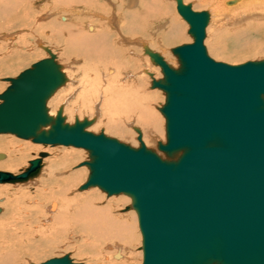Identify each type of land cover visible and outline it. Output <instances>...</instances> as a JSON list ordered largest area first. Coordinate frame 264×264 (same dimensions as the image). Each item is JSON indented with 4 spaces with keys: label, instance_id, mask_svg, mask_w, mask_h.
I'll return each instance as SVG.
<instances>
[{
    "label": "water",
    "instance_id": "water-1",
    "mask_svg": "<svg viewBox=\"0 0 264 264\" xmlns=\"http://www.w3.org/2000/svg\"><path fill=\"white\" fill-rule=\"evenodd\" d=\"M177 3L179 13L190 26L188 33L193 43L173 49L179 63L177 69L159 54L154 56L163 67L164 77L153 86L166 94L161 109L166 143L159 142L158 151L144 144L136 149L103 132H89L94 121L87 118L69 124L62 107L56 116H51L47 103L67 82L51 53L50 59L10 79L11 86L0 95V134H13L37 144L87 150L91 159L84 165L91 174L83 188L97 186L110 195L123 193L132 198L143 235V264H264V59L238 65L212 59L204 45L209 14L193 11L182 0ZM191 61L215 81L212 94L216 100L196 123L202 127L199 134L202 133L203 144L197 143L192 153H196V159L199 156L200 167L195 165L187 147L175 146L171 112L175 97L171 83L175 77H186L177 83L182 102L197 95L190 89L191 80L197 78H191ZM220 131L226 135L225 140ZM209 148H213L212 153ZM47 156L46 152L40 153V157ZM4 158L0 153V160ZM30 165L17 176L0 172V182L36 177L41 159ZM148 168L157 169L150 172ZM188 169L193 172L188 174ZM187 214L193 217L186 218L190 222L205 221L203 234L188 226ZM179 227L190 236L177 239ZM164 233L168 236L155 253L151 234ZM256 234V245L242 244ZM43 264L76 263L65 256Z\"/></svg>",
    "mask_w": 264,
    "mask_h": 264
},
{
    "label": "rangeland",
    "instance_id": "rangeland-1",
    "mask_svg": "<svg viewBox=\"0 0 264 264\" xmlns=\"http://www.w3.org/2000/svg\"><path fill=\"white\" fill-rule=\"evenodd\" d=\"M13 1H11V3H16L21 0ZM56 1L24 0L22 1L23 5L17 4L15 12L7 15L5 19L1 17L0 48H3V51L0 50V58L4 53H11L12 56L7 58L6 62L4 61L0 65V67L4 70V73L0 74V94L4 93L10 86V83L6 82V79L17 78L21 73L30 69L38 61L49 58L50 56L48 52L50 51L57 57L56 61L59 60V65L63 69L67 78L65 85L57 90L48 103V108L50 109L49 113L51 116H56L57 112L62 107L63 115L66 117V122L69 124H73L76 119L82 121L87 118L89 120H94V124L88 129L89 132L94 134H100L103 132L107 137L117 139L121 143L130 145L133 148L140 147L138 139L141 135L143 142L147 146V141L144 138L142 128L137 126L136 122H134V124H132V121L128 122V124H130L127 127L132 131H135L138 128V131L134 132L136 134V141L134 145V143H128L120 137L107 133L104 126L105 124L103 123L102 125L101 123V120L104 118H101L104 114L102 112V106L100 109H97L98 107L95 105L98 104H95L94 102L91 105L93 113H90V110L81 106L83 102L78 98L81 96L80 94L86 92V90L90 87V91L94 89L92 86L86 88V80L89 79L90 81V78L86 76V72H90L89 68H87L88 66L83 60H81V58L78 59L75 56L63 61V39L62 37H58L59 35L48 27L50 22L59 21L61 15L70 16L71 13H69V11L71 10L75 12L78 8L63 5L62 2H64V0ZM115 1L116 0H95V7L101 8L105 6L104 10L113 11L117 6V2ZM150 2L154 4L157 8L156 10H149L148 5ZM195 2V0H189L188 3L193 7L194 11L208 12L210 14V20L213 22L210 23L211 29H208L209 31L205 39V47L207 48L208 55L212 59L232 65L264 59V37L255 33L256 29L253 28L252 25L248 24L251 21L244 19L245 21L240 22L241 19L232 18L229 15L225 17H216L212 6L198 7ZM137 4L139 7L137 6L136 8H138L139 14L133 21H135L138 28L145 29V35H147L145 37L147 38L144 39L140 35L138 37L131 38L130 36L129 38L126 36V39L120 40V42L122 41L121 43L124 46H130L131 44L133 48L138 49L140 55H143L145 58H149L151 61L150 66L153 70H151L150 73L152 75L149 72L147 75L145 74V77L148 79L146 89L153 96V101L150 106L151 110H154L153 114L161 119L160 126L162 128V132L160 134L161 136L159 135L155 139V142L157 143L153 142L155 143L153 146L152 144H148V148L158 151L159 142L166 143L165 117L160 111V109H162L165 105L166 94L160 89H152L151 87L152 81L155 80L154 78L159 81L163 80L164 76L163 73H159L161 75H159V77L157 76L159 79L156 77L154 69H157V66L159 67V65H156L153 62L152 57L150 58L147 53V50L152 51L150 45L148 46V41L163 47V49L159 50V53H157L162 57L167 58L172 65H176L173 67L177 69L179 67V63L176 56L173 54V49L185 44L193 43V38L188 33L190 29L189 25L177 12L176 0H149L147 4L145 3L142 6L138 1ZM85 8L86 7H83V5H80L79 7V9H81L80 11L83 12L85 11ZM73 12L72 14H74ZM140 12H143V14ZM82 22L83 26L88 24V22ZM169 26L178 27V30L183 31V35H178L179 38L176 39H173L172 37L169 39L170 41L167 40V34L170 31ZM216 27L220 28L218 34H215L216 32L214 28ZM4 35L9 38H3L5 37ZM120 61H122V57L120 58ZM94 68L95 70H98V68ZM144 68L145 67H142L143 71L146 69ZM159 72L162 71L159 70ZM103 73L104 69L98 70L97 73H94L93 75L101 77ZM122 73H124V71ZM140 77L141 73L139 72L135 75V79L129 83L136 82ZM127 79V77L125 78L123 76L121 78V84L127 83ZM155 94H158L159 98ZM155 98L156 100H154ZM101 99L103 98L101 97ZM77 102H80V104ZM81 107L83 108V112L81 111ZM131 125H134V127L137 126V128L134 129ZM8 137L14 138L17 141L15 148L12 149L10 147L0 153L7 155L8 160L9 158L10 160H13L14 156H17V158L19 157V154L17 153L18 147L30 140L26 141L14 135H8ZM124 138H126V136ZM30 143L41 149H30L25 152V155H21L22 158L14 160L13 163H16L14 164L15 168L13 170L0 169V171L19 174L29 166V161L38 157L39 153L47 152L50 155L44 162V176L40 175L39 178L27 184L12 186L9 184H0V190L2 189L0 193V207L3 209V213L0 215V264H43L51 259L62 258L66 255L70 256L75 263L80 264H143V238L136 217L137 211L131 209L133 203L132 198L129 199L130 197L127 196V198L121 197L124 198V200L120 201L119 197L109 196L98 187L80 191L81 187L87 182L90 175V171L86 166L80 167L82 163L90 161L89 152L86 150L65 146L43 147L42 145L38 146L34 144L32 141ZM158 153L161 157L165 158L163 153ZM6 162L8 161L5 159L0 160V164H4ZM81 171H83V175L79 177L80 179L78 181H75L73 174ZM42 178L46 179L45 183L53 178L58 181L48 182V184H45L46 190L42 189L41 191L39 186L43 185L41 184L43 181ZM70 178L73 183L68 187V192L63 194V196H60V200L56 196H59V191H62L59 190L61 179L68 180ZM21 188L25 189L27 193V196L23 200H21L23 198L22 195H19L18 192L17 195L15 194L16 190ZM92 194L97 195L96 200H94L92 196H89ZM17 196L22 197L19 198L22 203L16 201ZM81 197H87V199H89V202L87 203L89 209H92L97 204L102 207H112L114 212L109 211L108 209L103 211V216L105 218L120 217L121 221L129 222L132 225L131 229L134 235L132 243L126 246H124L125 244H122V242L119 244L123 247L124 253H126L122 259L116 260L113 258L112 252L115 248L113 245L109 246L107 249L104 247L105 249L103 248L100 252L97 251L98 254H96L99 256L97 260L93 258V254H78L75 250H67L66 244L70 241H67V238L69 237L68 234L70 225L68 224V227L66 218L64 219V222H66L65 225L62 220L66 215L72 216L75 214L77 204L81 203V201L75 202V200L80 199ZM2 198L5 199L4 202H1ZM36 198H38L41 202L37 204H29V199ZM55 199H59L57 202H59L61 206L58 205L57 210L61 208V215L58 216L57 220L54 222L52 219V215L54 214L50 215L49 207L51 205L50 202ZM19 229L21 231H19ZM132 254L135 255L134 258H131Z\"/></svg>",
    "mask_w": 264,
    "mask_h": 264
},
{
    "label": "bare ground",
    "instance_id": "bare-ground-1",
    "mask_svg": "<svg viewBox=\"0 0 264 264\" xmlns=\"http://www.w3.org/2000/svg\"><path fill=\"white\" fill-rule=\"evenodd\" d=\"M11 1H13V0H0V19H1V17H3V19H5L7 15H9L12 12H15L17 4L23 5L22 1H24V0L18 1L19 3L18 2L15 3L14 2L15 0L13 1L14 3H11ZM59 1H61V0H59ZM136 1L137 2L139 1V3H141V6H142L145 3L147 4L149 0H116L115 2H117V4H116L117 6L116 7L114 6L115 8L113 7L114 8L113 11L104 10L105 6L101 7V8L95 7L96 6L95 0H64V2H62L63 5L74 6L75 8H78V10H76L75 12L70 10L69 11V13H71L70 16L61 15L59 21L57 20L56 22L55 21L50 22L48 24V27L51 28L53 30V32H55L57 35H59L58 37H62V39H63V41H62L63 43L61 42L63 45V48H64L63 49V55H64L63 61L65 59L68 60L72 56H75L78 59L81 58V60H83L84 63L88 66L87 68H89L90 72L87 73L88 72L87 71L86 76H88L90 78V81H89V79L86 80L87 81V83H86L87 87L86 88L92 86L95 90L92 89L90 91V89H91V87H90L87 89L88 91L86 90V92H84L83 94H80L81 96L78 98H79V100L81 99L83 102L81 106L90 110V113H93V109H92L91 105L94 102H95V104H98V105H95L98 107L97 109H100V107L102 106V108H103L102 112L104 114L101 116V118H103V117L104 118L101 120V123H102V125H103V123L105 124L104 126L106 128L107 133L114 135L116 137H120L121 139H123L124 141H127L128 143H134V145H135V141H136L135 135L136 134L134 132L138 131L137 126H140V128H142V131L144 133V138L147 141V146H146V144L143 142L142 137L140 135L139 139H138L140 142V147L142 144H144L148 148V144H152V146H153L155 143H157V142H155V139L162 132V128L160 126V122H161L160 120L161 119H159L155 114H153L154 110H151L150 104L153 101L152 100L153 96L146 89V87L148 85V79L145 76L147 75L148 72L150 73L151 70H153V68H151V66H150L151 61L149 60V58H145V57H143V55H140V52L138 51V49L133 48V46H131V44H130V46H124L121 43L122 41L120 42V40H125L126 36L128 38L130 36V38H131V37H138L140 35L144 39L147 38V37H145V36H147V35H145V29L138 28L137 25L135 24V21H133L138 17V14H139L138 8H136L138 6ZM182 1H183V4L185 6L189 5V3H188L189 0H182ZM195 1H196L195 2L196 6H198V7L212 6L214 8V11H215L214 13L216 14V17H223V16L225 17V16L229 15L232 18H239V20L241 19L240 22L245 21L244 19L251 21L248 24L252 25V27L256 29L255 33H258L259 35L264 37V0H195ZM80 5H83V7L84 6L86 7L84 9L85 10L84 12L80 11L81 10V9H79ZM176 6H177L178 14L187 23V21L183 18V16L178 11L177 0H176ZM148 8H149V10H156L157 9L154 6V4H152L151 2L149 3ZM191 8L194 11L192 6H191ZM72 12L74 14H72ZM195 12H197V11H195ZM204 12H206V11H204ZM140 13L143 14V12H140ZM49 20H51V19H49ZM82 21H84L86 23L88 22V24L87 25L84 24L85 26H83ZM139 21H140V19H139ZM211 22H212V20H210V14H209V23L205 29V35H206L205 39H206L208 31H209L208 29H211L210 28ZM177 28H176V26H174V27L169 26L170 31L167 34V40L171 39L172 37H173V39H176V38H179V36L183 35V31L182 30L180 31ZM214 30L216 32L215 34H218V31L220 30V28L216 27V28H214ZM6 35H4L5 37H3V38L6 39V37H7ZM7 38H9V37H7ZM205 39H204V45H205ZM128 42H130V41H128ZM148 42H149L148 46L150 45V48L153 52L147 50V53L149 54L150 58L152 57L153 62L156 65H159V67L157 66V69L156 68L154 69V71L156 72V77L157 76L159 77V75H160L159 73H163V67L160 65V62L158 61V59L154 56H155V54H158L159 53L158 51L162 50L163 47L156 45V44H153L150 41H148ZM0 50L3 51V48H0ZM50 53L52 54V52H50V51L48 52L49 56H50ZM10 56H12L11 53H8V54L4 53L3 56L0 58V65L4 61L6 62V59L10 58ZM53 56L55 57V60H57L56 59L57 57L55 55H53ZM50 57L45 58L43 60L50 59ZM121 57H122V61H120ZM58 58H60V57H58ZM162 58L171 67L174 66L169 62V60L167 58H165V57H162ZM41 61L42 60L38 61L37 63H39ZM56 62L59 64V60ZM191 62H192V65L189 68V70H190L189 72H192V74H193V76H191V78H193L194 75L197 78H196V80L195 79L191 80L190 89H191V91L197 93V95L196 96L192 95L193 97L190 96L188 98V101L182 102V100L180 99V96L178 95L179 90L177 87V83L180 81H183V80L185 81L186 77L180 76V75L175 77L171 83V86L172 85L174 86V88L173 87L172 88H173V92L175 95L171 112L173 115V121L175 123V128H174L175 135H176V138L174 141L175 146L180 145V146L187 147V149L191 153L190 157L192 156V160L195 161V165L200 167V166H202V163L200 161L199 156L196 159V157L194 156V155H196V153H192L193 148L196 146L197 143H198V145L203 144L202 133H201V135L199 134V131L202 129V127L201 126L199 127V125L197 126L196 123H197L198 119L202 120V114L208 110L207 106H211V103H214V100H216V99H214L215 96L212 94V92H214L213 86L215 87V85H214L215 81H213V79L208 74L203 73V72H205L204 70H203V72L201 71V69L198 70V64H196L195 61H191ZM37 63H35L30 69H33V67ZM94 67L98 68V70L104 69V73L102 74L101 77L97 76V75H93L94 73H97V71H98L97 69L95 70ZM142 67H145L146 69L144 68L145 70L143 71ZM30 69H27L25 71H28ZM61 70L63 72L62 68H61ZM159 70H161L162 72H159ZM123 71H124V73H122ZM139 72L141 73V77L136 82L129 83L130 81H133L135 79V75ZM2 73H4V70L0 67V74H2ZM206 73H208V72L206 71ZM150 74H148V75H150ZM123 76L125 78L126 77L128 78L127 83H125V84H121V78ZM10 79H16V78L6 79V82L10 83V86H11ZM154 79L155 80L152 81V83H151L152 89H160L158 87H154L153 84L155 82H159L161 80L158 81L156 78H154ZM160 90H162V89H160ZM98 92H100V93H98ZM223 93L225 94V93H227V91H225ZM2 94H0V95H2ZM155 95L159 98L158 94H155ZM101 97L103 99H101ZM218 97H216V98H218ZM223 98H225V97L223 96ZM99 99H101V100H99ZM154 100H156V98ZM227 100H228V98H227ZM49 101H48V103H49ZM224 101H225V99H224ZM80 102L79 103L77 102V103L80 104ZM99 102H101V103H99ZM0 103H1V101H0ZM48 103H47V107H48ZM221 106L223 108L225 105H221ZM81 111L83 112V108L81 109ZM160 111H161V109H160ZM49 112H50V109H49ZM81 115H82V113H81ZM130 121L133 122L132 124H134V122H136V125H137L136 127H134V125H131L134 129L137 128L135 131H132L131 129L127 128L128 125L130 124V123L128 124V122H130ZM203 122H204V119H203ZM222 132L223 131H220L219 134L223 138L222 140H225L226 135L223 134ZM143 133H142V136H143ZM8 135H13V134H0V152L1 151L3 152V150H7L10 147L12 149L15 148V144L17 143V141L14 138L8 137ZM14 136H16V135H14ZM125 136H126V138H124ZM20 139H22V138H20ZM24 140H26V139H24ZM26 141H28V140H26ZM31 141L32 140H30L27 143L23 144L22 146L18 147V150H17V153L19 154L18 158H22L21 155H25L26 154L25 152L29 151L30 149H41V148L36 147L35 145L33 146L30 143ZM153 142H155V143H153ZM34 144H36L38 146L42 145L43 147L44 146L45 147L52 146V145H43V144H37V143H34ZM59 146H62V145H59ZM53 147H56V146H53ZM65 147H72V146H65ZM218 147L220 149H222L219 145H218ZM74 148H76V147H74ZM189 148H191L192 150H190ZM78 149H83V148H78ZM212 152H213V148H209V153H212ZM69 154H70V152H69ZM76 154L79 155L78 153H76ZM49 156L40 157V153H39L38 157L36 159L31 160V161H34L37 159H41L40 173L36 177H33L31 179H28L27 181H22V182L21 181L14 182V183H8V182L7 183H1L0 182V184H7V185L9 184L11 186L12 185H19V184H27V183L32 182L35 179L39 178L40 175L44 176V172H43L44 171V169H43L44 162ZM18 158H17V156H14L13 160H10V158L8 160V156L5 155L4 159L7 160L8 162H6L4 164L1 163L0 169L13 170L15 168L14 164L16 163V162L13 163V161L17 160ZM89 158H90V153H89ZM82 159H84V158H82ZM31 161H29V166L26 169H28L31 166L30 165ZM87 162H89V161H87ZM84 163H82L80 165V167L86 166V165H84ZM86 167L89 169L90 174H91L90 168L88 166H86ZM26 169L21 171L19 174H21L22 172H25ZM148 169L150 172H153V171L156 172L157 168H148ZM0 172H5V171H0ZM192 172H193V169L187 170L188 174H191ZM8 173H11V172H8ZM11 174H13V173H11ZM19 174H13V175L17 176ZM82 175H83V171L77 172V173L73 174V178L75 179V181H78L80 179L79 177ZM89 177H90V175H89ZM89 177H88V180H89ZM42 180L43 181L41 184H43V185L39 186L41 191H42V189L46 190L45 184H48V182L58 181V180H55L53 178V179H51L45 183L46 179L42 178ZM88 180H87V182H88ZM72 183H73V181L71 180V178L68 180L61 179V183L59 184V190H62V191H59V194H58L59 196H56V197H58L61 200L60 196H63V194H66L68 192V190H69L68 187L71 186ZM86 183L84 185H86ZM223 184H225V183H223ZM134 185H136V184L134 183ZM83 186L81 187L80 191H85V190H88L90 188L97 187V186H93V187H88V188L84 189ZM132 187H130V188L135 189ZM1 190H0V193H1ZM101 190L104 191L103 189H101ZM17 192L19 193V195H22L23 198L17 196V198L15 197L16 201L21 202L19 198H22L21 200H23L27 196V193H26L25 189H22V188L16 190V193H15L16 195L18 194ZM104 192L107 193V191H104ZM107 194L109 196L119 197L120 201L124 200V198H121V197H126V196L130 197V196L123 194V193L119 194V195H117V194L116 195H110L109 193H107ZM89 196H92L93 199L96 200L97 195L92 194ZM59 199H55V200L50 202L51 205L49 207V211H50L49 213H50V215L54 214V215H52V217H53L52 219L54 222L57 220V217L61 215L60 214L61 208L58 209L59 211L57 210L58 205H60V203L57 202V201H59ZM129 199H131V197ZM88 200L89 199H87V197H81L80 199L75 200V202L81 201L80 204H77V210H76L75 214L72 216L66 215L62 220L64 225L66 224V222H67V225L68 224L70 225V230H69V234H68L69 237L67 238L68 239L67 241H69V240L70 241H69V243L66 244L67 250H75L78 254H88V253L93 254V258L95 260H97V258H99V256L97 255L98 252L103 250L104 247L107 249L109 246L113 245V246H115V248L112 252L113 258L116 260L122 259L124 257V254H126V253H124L123 247H121L119 244L122 242V244H125L124 246H126V245H130L132 243V240L134 238V235H133V232L131 229L132 225L129 222L121 221L120 217L105 218L103 216V211L108 209L109 211L114 212L113 208L110 206L102 207V206H99L97 204L92 209H89V206L87 205V203L89 202ZM4 201H5V199L2 198L1 202H4ZM14 201H15V199H14ZM28 202H30L29 204H37L41 201L38 198H36V199H29ZM0 208L2 210L0 213V215H1L3 213V209H2V207H0ZM131 209L136 210L133 207V203H132ZM136 217H137L138 223H140L138 212H137ZM149 217H150V213H149ZM188 217L193 218L191 216V214L190 215L187 214L185 216V221L188 222V226H190V228L194 229L196 232H200V234H203L201 232H203L202 226L205 224V221H199V219H191V222H190V220L186 219ZM65 218L67 220L66 222H64ZM69 225H68V227H69ZM148 225L151 226L150 222H148ZM139 226H140V224H139ZM179 229H180L179 230L180 233H179V237L177 239H183V238L185 239V238H188L190 236V234L187 232V230H183L180 227H179ZM19 231H21V230L19 229ZM141 234H142V232H141ZM167 236L168 235H166V233H164L163 235L151 234V237H153L152 238V246H153V250L155 253H157L161 250V247H159V243L163 242L162 239L166 238ZM242 236H244V235H242ZM142 238H143V235H142ZM258 241H259V235L256 234L252 237L251 241L243 240L242 244L244 243V245H251V243H252V244L256 245L258 243ZM142 246H143V242H142ZM142 254H143V262H144L145 256H144L143 247H142ZM66 256H68V255H66ZM125 256H127V255H125ZM134 257H135V255L132 254L131 258H134ZM55 259H59V258H55ZM73 263H75V262L73 261ZM76 264H80V263H76Z\"/></svg>",
    "mask_w": 264,
    "mask_h": 264
}]
</instances>
